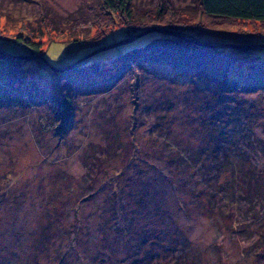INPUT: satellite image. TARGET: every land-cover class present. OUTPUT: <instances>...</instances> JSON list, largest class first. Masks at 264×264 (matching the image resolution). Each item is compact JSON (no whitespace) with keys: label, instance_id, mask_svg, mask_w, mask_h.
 <instances>
[{"label":"rangeland","instance_id":"1","mask_svg":"<svg viewBox=\"0 0 264 264\" xmlns=\"http://www.w3.org/2000/svg\"><path fill=\"white\" fill-rule=\"evenodd\" d=\"M101 1L0 0V39L41 29L45 60L60 69L146 32L117 26L99 41L89 21L71 41L67 27ZM161 1L135 4L143 13ZM171 1L190 13L198 0ZM42 17L65 34L46 31ZM230 33L262 40L253 49L264 58V26ZM0 51L38 58L11 42ZM6 90L14 101L0 106V264H264V92L231 93L171 63L142 62L90 87L73 128L59 134L47 107ZM210 150L225 160L219 174L203 154L195 162Z\"/></svg>","mask_w":264,"mask_h":264},{"label":"trees","instance_id":"2","mask_svg":"<svg viewBox=\"0 0 264 264\" xmlns=\"http://www.w3.org/2000/svg\"><path fill=\"white\" fill-rule=\"evenodd\" d=\"M195 8L190 13L182 12L171 0H163L155 11L141 13L135 0H102L99 9H88L87 14L67 27L71 31L68 34L71 41L80 42L85 33L79 25L89 21L97 28L98 38L94 39L99 41L117 26L140 33L154 31L126 44L129 46L125 51L110 60H99L93 55L78 66L70 64L60 69L53 68L45 60L48 49L44 46L41 29L40 32L35 29L23 31L13 41L0 39L42 58L0 57V106L14 101L6 89L19 93L30 103L47 107L51 118L60 127L59 134H65L73 128L77 119V99L80 96L85 95L90 87L109 81L118 82L128 73H135L142 62L171 63L182 74L200 75L231 93L264 92V58L254 54L261 49L228 47L255 46L262 42L249 34H232L230 31L236 25L245 23L264 26V0H198ZM43 19L45 17L41 18V22ZM46 20L43 21L46 22V31H62L65 34L63 24ZM165 32L181 33L188 39ZM3 91L8 94L4 95ZM205 152L196 154L195 162H199L203 154V158L209 159L214 172H222L218 164H223L225 160L219 159L218 152L214 150ZM180 158L185 160L183 153ZM186 160L185 164L192 163L189 158ZM135 263L140 264L141 261Z\"/></svg>","mask_w":264,"mask_h":264},{"label":"water","instance_id":"3","mask_svg":"<svg viewBox=\"0 0 264 264\" xmlns=\"http://www.w3.org/2000/svg\"><path fill=\"white\" fill-rule=\"evenodd\" d=\"M153 31H154V30H150V31H147V32H145V33L139 35L138 37H134V38H131V39H128V40H124V41H122V42H120V43H117V44H115V45H113V46H110V47H108V48H106V49H104V50H102V51H105V50H109V49H112V48H115V47H120V46L126 45V44L132 42L133 40H135V39H137V38H139V37H142V36H144V35H146V34H148V33H150V32H153ZM165 33H166V34H169V35H172V36H175V37H180V38L188 39L186 36L182 35L181 33H177V32H165ZM209 46H213V45H209ZM228 47H230V48H235V49H239V50H250V49L255 48V46H240V45H238V46L230 45V46H228ZM102 51L95 52V53H93V54H91V55H89V56L91 57V56L96 55L97 53H100V52H102ZM0 56H1V57H4V58H9V57H7V56H4V55L2 54L1 51H0ZM11 57H12V56H11ZM13 57H23V58H27L28 60H31V59H32L31 57L28 58V57H25V56H13ZM34 58H36V57H34ZM37 59H38V58H37ZM39 59H40V58H39Z\"/></svg>","mask_w":264,"mask_h":264}]
</instances>
